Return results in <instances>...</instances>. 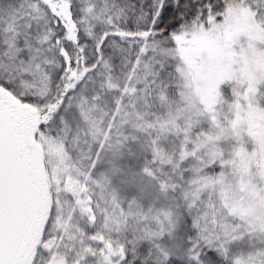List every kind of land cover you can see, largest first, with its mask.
Wrapping results in <instances>:
<instances>
[{"label": "snow or ice", "instance_id": "obj_1", "mask_svg": "<svg viewBox=\"0 0 264 264\" xmlns=\"http://www.w3.org/2000/svg\"><path fill=\"white\" fill-rule=\"evenodd\" d=\"M0 264H264V0H0Z\"/></svg>", "mask_w": 264, "mask_h": 264}]
</instances>
